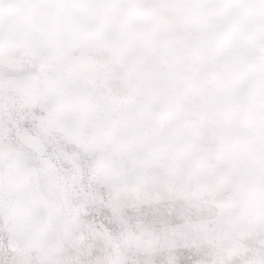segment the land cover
Segmentation results:
<instances>
[{"label": "rangeland", "instance_id": "1", "mask_svg": "<svg viewBox=\"0 0 264 264\" xmlns=\"http://www.w3.org/2000/svg\"><path fill=\"white\" fill-rule=\"evenodd\" d=\"M202 7L0 0V264H264V46Z\"/></svg>", "mask_w": 264, "mask_h": 264}, {"label": "bare ground", "instance_id": "2", "mask_svg": "<svg viewBox=\"0 0 264 264\" xmlns=\"http://www.w3.org/2000/svg\"><path fill=\"white\" fill-rule=\"evenodd\" d=\"M198 4H203V12L201 13V21L199 18H197L192 27H188L183 21L186 23H190L191 21L189 19L180 21L178 26L179 29L183 33H186V29H189L191 32L188 33L187 37L189 41H193L196 43L198 47H205V46H219L221 43L220 38L215 39L211 35L215 33L217 30V27L215 26H207L204 22V17L206 14L213 13L215 14L216 23L217 25L220 22H226L228 25H230V32L236 34V35H245L247 37L248 42H252L255 45L264 46V0H248L247 6H246V15L243 16L240 9L235 6L230 12H231V23L228 22L226 19V15L224 12V7L217 8L215 7L212 0H196ZM205 29L207 30H214L211 34H202L200 30H202L205 33ZM233 47L238 48L242 44L239 42L234 41L231 44ZM253 58V55H244L239 56L238 59L247 64L249 63ZM197 59L202 61V53H197ZM183 71L187 72V66L184 67ZM175 73V72H174ZM177 74L175 73V77ZM190 83H193L191 81V78L186 74V76L183 77V79L180 82V87L185 88ZM194 84V83H193ZM169 108L172 110L174 107L171 104V102L168 103ZM257 180H260V183L264 182V170L262 171L261 176H258L256 178ZM256 191H249V202L252 207L257 209V206L260 205V203L264 202V186L262 189L256 188Z\"/></svg>", "mask_w": 264, "mask_h": 264}]
</instances>
